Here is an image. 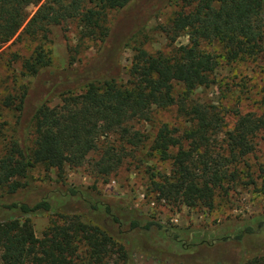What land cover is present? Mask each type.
<instances>
[{
  "label": "trees",
  "instance_id": "obj_1",
  "mask_svg": "<svg viewBox=\"0 0 264 264\" xmlns=\"http://www.w3.org/2000/svg\"><path fill=\"white\" fill-rule=\"evenodd\" d=\"M42 1L0 0V49L23 26L20 35H37L42 41L50 26L68 20H78L83 36L98 39L104 47L95 66L82 67V72L71 68V75L80 74L83 81L59 83L64 88L57 93L60 103L49 106L56 94L50 91L24 128L30 86L17 95L8 93L0 102L15 118L13 133L1 134L0 264H133L135 253L158 264H235L236 252L245 253L243 264H264V240L259 245L253 241L264 231V213L227 222L233 226L219 237H201L209 231L163 223L140 214L125 198L106 197L95 188L82 190L65 180L66 168L83 166L97 176H114L145 141L134 122H149L153 109L176 107L187 128L179 133L162 125L149 150L150 156L157 155L171 167L164 174L152 167L146 171L147 188L158 200L210 210L216 193L232 190L244 176L256 185L248 160L257 134H264V107L259 115L237 116L227 129L224 106L201 103L192 95L213 84L222 62L238 64L264 56V0H172L178 9L159 29L170 44L181 35L187 42L166 54L150 53L136 39L152 10L171 0H90L97 3L89 7L85 0L65 5ZM39 4L27 21V7ZM121 10L111 31L107 14ZM131 41L136 46L128 79L118 81L108 65ZM49 62L38 50L22 62V69L35 77ZM178 87L183 91L176 97ZM74 88L83 90L73 93ZM36 168L55 173L52 189L33 187ZM32 192L36 198L28 201ZM72 201L81 203L95 220L70 213ZM41 214L56 220L37 237L31 217Z\"/></svg>",
  "mask_w": 264,
  "mask_h": 264
},
{
  "label": "rangeland",
  "instance_id": "obj_2",
  "mask_svg": "<svg viewBox=\"0 0 264 264\" xmlns=\"http://www.w3.org/2000/svg\"><path fill=\"white\" fill-rule=\"evenodd\" d=\"M45 0L41 2L44 3ZM52 3L59 2L62 5L71 0H51ZM93 3H97L94 1ZM90 0H85L84 5L93 6ZM37 6H29L26 9L28 19L38 10ZM175 2L171 0L159 8H154L149 15L148 21L137 36L136 41L143 44V48L150 53H167L173 46L186 44L187 37L181 35L174 44L160 31V27L166 24L177 10ZM123 10L112 11L107 14V26L111 31L119 22ZM78 20H68L63 25H52L48 28L46 37L40 41V36L28 38L18 34L0 49V102L8 94L17 95L23 87L30 86L29 93L24 106L21 126L24 128L33 110L38 106L50 91L55 92L48 102L49 106L60 103L59 91L63 86L59 83L65 80L72 84L83 81L79 74L73 77L71 72L82 67L88 69L99 62L103 51L104 43L98 39L84 37L81 25ZM110 31V32H111ZM134 41L123 48L114 62L109 64L110 75L118 77V81L126 82L128 69L133 57ZM43 50L49 59V65L37 76L27 75L23 72L22 62L28 59L35 51ZM107 66V67H108ZM71 69V70H69ZM214 82L208 88L197 89L192 97L201 103H209L216 106H224L228 114L225 117L227 129H229L237 116L247 113L259 115L264 107V56L256 60H247L244 63L226 64L222 62L214 74ZM55 85L58 88L53 89ZM76 87V86H75ZM75 89V88H74ZM83 89L76 88L73 93H79ZM178 87L175 91L177 97L182 93ZM149 122H134V127L145 136L142 146L133 151L126 164L112 177L97 176L89 166L81 168H66L65 180L68 185L82 190L95 188L103 196L114 198H125L131 201L132 206L140 214L153 217L166 224L175 225L184 230L205 229L210 234L203 233L201 237H217L226 233L233 224L227 222H244L251 217L264 213V134H257L255 140V151L249 156L248 165L254 173L256 185L250 182L249 176H244L238 186L227 192L219 190L213 200V208L210 210L198 207L187 208L184 205L173 206L164 200H158L155 193L148 190L147 169L153 168L155 172L169 173L170 163L159 160L157 155L150 156V145L157 133V130L164 124L182 133L187 128L186 119L180 115L176 107L165 109H153ZM15 118L12 111L2 110L0 106V148L3 147L1 134L13 133ZM226 129V130H227ZM221 138V137H220ZM244 169V173L249 171ZM57 179L53 171H45L43 168H36L32 172V184L36 188L52 189ZM27 189L19 192L22 197ZM36 198L32 192L28 201ZM34 200V199H33ZM67 209L70 213L83 214L85 220H95V216L86 213L83 205L72 201ZM2 215V214H0ZM56 220V216L41 214L31 217V223L35 235L41 237L48 226L49 221ZM228 225V226H227ZM198 237V236H197ZM209 239V238H208ZM264 240V231L259 237H254L256 244ZM255 244V243H254ZM257 247H254V249ZM261 252V250L259 251ZM242 253V254H241ZM263 252L259 253L262 255ZM245 253L236 252L232 257L238 259L235 264H243L242 259ZM133 264H158L155 260L142 254L135 253Z\"/></svg>",
  "mask_w": 264,
  "mask_h": 264
}]
</instances>
